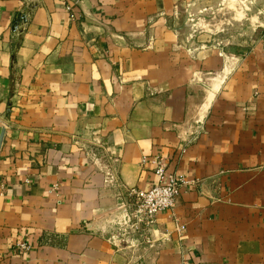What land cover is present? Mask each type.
<instances>
[{
	"label": "crops",
	"instance_id": "obj_1",
	"mask_svg": "<svg viewBox=\"0 0 264 264\" xmlns=\"http://www.w3.org/2000/svg\"><path fill=\"white\" fill-rule=\"evenodd\" d=\"M185 1L0 0V264H264V36L186 47ZM157 158L192 184L120 239Z\"/></svg>",
	"mask_w": 264,
	"mask_h": 264
},
{
	"label": "rangeland",
	"instance_id": "obj_2",
	"mask_svg": "<svg viewBox=\"0 0 264 264\" xmlns=\"http://www.w3.org/2000/svg\"><path fill=\"white\" fill-rule=\"evenodd\" d=\"M175 25L186 47L235 46L264 36V0H188Z\"/></svg>",
	"mask_w": 264,
	"mask_h": 264
},
{
	"label": "built area",
	"instance_id": "obj_3",
	"mask_svg": "<svg viewBox=\"0 0 264 264\" xmlns=\"http://www.w3.org/2000/svg\"><path fill=\"white\" fill-rule=\"evenodd\" d=\"M146 161L147 159H144V162ZM152 162L155 165L154 174L158 181L147 190L134 188L127 191V202L124 203L127 210L119 223L116 235L120 239L139 232L143 226L153 225L159 214L172 213L181 191L192 184L184 176L170 172L164 160L157 158ZM183 230L181 225H176L178 235L181 236ZM16 249L22 254L31 251L30 245L25 242L18 243Z\"/></svg>",
	"mask_w": 264,
	"mask_h": 264
},
{
	"label": "water",
	"instance_id": "obj_4",
	"mask_svg": "<svg viewBox=\"0 0 264 264\" xmlns=\"http://www.w3.org/2000/svg\"><path fill=\"white\" fill-rule=\"evenodd\" d=\"M35 5H30L26 7V11L20 13L17 19L14 21V28L13 30L16 31L20 25H24L28 21V17L31 15L32 10H34ZM7 127L0 122V152L2 150V146L4 144V140L6 137Z\"/></svg>",
	"mask_w": 264,
	"mask_h": 264
}]
</instances>
